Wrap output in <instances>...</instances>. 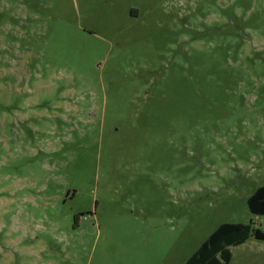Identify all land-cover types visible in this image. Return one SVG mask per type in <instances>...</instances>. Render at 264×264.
I'll list each match as a JSON object with an SVG mask.
<instances>
[{
	"label": "rangeland",
	"instance_id": "1",
	"mask_svg": "<svg viewBox=\"0 0 264 264\" xmlns=\"http://www.w3.org/2000/svg\"><path fill=\"white\" fill-rule=\"evenodd\" d=\"M262 183L264 0H0V264H183Z\"/></svg>",
	"mask_w": 264,
	"mask_h": 264
},
{
	"label": "trees",
	"instance_id": "2",
	"mask_svg": "<svg viewBox=\"0 0 264 264\" xmlns=\"http://www.w3.org/2000/svg\"><path fill=\"white\" fill-rule=\"evenodd\" d=\"M247 206L253 215H264V183L247 198ZM264 239V232L252 222H223L219 224L183 264H228L231 259L230 246L244 242L250 234Z\"/></svg>",
	"mask_w": 264,
	"mask_h": 264
}]
</instances>
